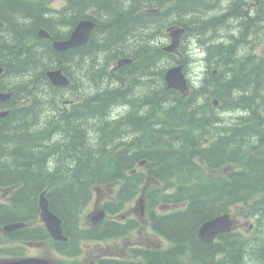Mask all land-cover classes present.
<instances>
[{"label": "trees", "instance_id": "1", "mask_svg": "<svg viewBox=\"0 0 264 264\" xmlns=\"http://www.w3.org/2000/svg\"><path fill=\"white\" fill-rule=\"evenodd\" d=\"M124 1L130 0H67L50 15L41 7L24 10L15 0H0L5 24L0 29V90L14 92L9 115L0 120V186L13 188L8 204L0 205V226L36 222L38 197L46 190L49 209L68 237L66 243L50 242L59 254L77 256L80 242L122 238L135 228L133 222L113 221L84 227L93 187L121 182L113 201L105 204L113 215L144 184L150 227L169 246L132 249L131 262L100 264H264V58L240 57L244 38H230L225 46L209 44L205 58L212 68L182 98L163 79L172 56L148 35L141 42L134 32L128 35L134 12ZM144 1L148 8L158 6ZM193 1L187 15L194 14ZM87 9H96L101 19L97 16V30L85 47L57 53L51 41L35 37L42 27L53 40L65 39ZM183 16L177 12L174 24L205 30L221 20L193 23ZM256 20L263 17L258 14ZM123 57L132 64L110 72L111 63ZM56 66L70 78L68 89H55L47 81L46 71ZM212 98L219 101L217 109ZM61 100L73 102L64 108ZM230 113L235 119L225 120ZM122 147L129 152L117 154ZM140 160H145L143 170L128 175ZM48 166L54 169L44 171ZM219 169L226 170L217 174ZM232 211L252 219V229L219 236L211 245L198 240L202 222ZM26 232L15 234L49 240L41 225L30 232L35 236Z\"/></svg>", "mask_w": 264, "mask_h": 264}, {"label": "rangeland", "instance_id": "2", "mask_svg": "<svg viewBox=\"0 0 264 264\" xmlns=\"http://www.w3.org/2000/svg\"><path fill=\"white\" fill-rule=\"evenodd\" d=\"M221 6L220 8H217L214 13H206L207 16L210 15H219L223 12H225L228 0H221ZM48 6L53 9V10H59L63 5H64V0H47ZM125 6L128 5L129 2H123ZM262 7L264 8L263 3ZM240 22L238 19H233L230 18V20L224 25V27L219 28L216 30V33L218 35L217 42H223V43H228L230 42V37L231 35H235L238 33L239 29L237 28V24ZM148 30H139L137 29L134 32L135 36H142V35H150L154 32V27L153 26H147ZM57 30H62V28H57ZM134 30V29H133ZM102 38V37H101ZM259 41L261 44L257 45L254 49L255 55L258 57L264 56V34L260 33L258 35ZM132 42H128V44ZM186 47H191L192 46V41H187ZM197 67H201L202 71V56L200 58H197V60L191 64V67L189 70H196ZM188 70V71H189ZM156 86V85H155ZM137 89V88H136ZM135 93L137 94H142V91L138 88L135 90ZM234 114H230V116H233ZM226 116H228L226 114ZM87 141L89 142V137H85ZM44 171H50L49 166L44 169ZM114 191L112 187L109 188H100L99 192L94 193L91 202L89 203L84 215L83 219H86L87 214H89L95 207V205L98 203L103 204L105 201L111 199L113 196ZM138 198V196L135 198V200ZM135 200H133L130 204L126 206V208L123 210V214H125V219H135L141 222L142 226L139 228V230L135 231L132 236L129 238L128 242L129 244H134V245H139L141 247H165L167 245V242L164 239H161L157 236H155L152 232L151 229L149 228L148 224H146L144 221L139 220V217L137 215V212L134 210L135 209ZM85 223L88 224L87 220H84ZM38 223V222H37ZM240 231L243 232V228L239 227ZM2 238V237H1ZM3 239V238H2ZM0 241L3 242V240L0 239ZM127 239L122 238L119 240H114L108 239L105 241H98V242H88V243H83L81 244V250L82 253L81 255L77 258L78 262H81L83 264H92L96 258L103 257V255L106 254L107 256H119L121 255L123 258H126L127 254L119 252L122 251V247L124 249V244L126 243ZM8 247L12 246L10 244H5ZM54 251L50 248V244L47 241H44L41 244H37V246L30 247L27 249L26 254L28 257H37V258H45L48 260H52L55 262V264L63 263L67 261L68 259H65L63 257L57 256L53 253Z\"/></svg>", "mask_w": 264, "mask_h": 264}, {"label": "water", "instance_id": "3", "mask_svg": "<svg viewBox=\"0 0 264 264\" xmlns=\"http://www.w3.org/2000/svg\"><path fill=\"white\" fill-rule=\"evenodd\" d=\"M2 24L0 23V27ZM94 24L91 21L83 20L80 21L74 30L72 31L69 38L65 41H54L53 48L57 52H64L66 50L76 48L86 44L89 39L91 30ZM182 31H175L172 33V44L165 48L166 51H174L179 44V34ZM39 38L49 39V35L44 31L40 30L37 34ZM128 60H121L118 62V67L128 64ZM182 66L173 67L168 70L165 74V81L168 88L179 90L184 92L186 90L185 79L181 72ZM2 70L0 69V74ZM46 78L53 87H67L70 82L67 77L62 73V69L51 70L46 73ZM11 97V94H0V101L4 102ZM5 116L6 112L0 114ZM140 208L142 207V201H139ZM38 206L40 209V219L44 223V226L49 233L50 237L54 241H66L65 236L62 233L61 220L48 209V202L42 193L39 197ZM103 213L99 212L96 216H91L90 221L93 224L98 223L102 220ZM232 221L228 215H223L212 220L203 223L198 231L199 238L207 243H212L217 235L228 233L232 229ZM23 227L22 224H10L4 227V231L10 232L14 229ZM5 264H48L46 260L42 259H24L14 262H6Z\"/></svg>", "mask_w": 264, "mask_h": 264}, {"label": "flooded vegetation", "instance_id": "4", "mask_svg": "<svg viewBox=\"0 0 264 264\" xmlns=\"http://www.w3.org/2000/svg\"><path fill=\"white\" fill-rule=\"evenodd\" d=\"M15 1H18V0H15ZM101 12V11H100ZM105 20V19H104ZM128 22H130V23H128ZM127 22V33H128V35L131 33V31H136L137 29H143V27L142 26H145L144 25V23L142 22V21H140L139 19H137V20H135V18L134 19H130V21H128ZM136 24V23H138V24H141V26L139 25L138 27L139 28H137V29H135V27H134V25L133 26H131L132 24ZM124 28V27H123ZM134 29V30H133ZM139 37V36H138ZM61 161V163L62 162H64L63 160H60ZM6 191H4V190H0V200H1V198H3V197H5V195H6ZM3 239H2V238ZM0 239L1 240H3V241H5L6 243H10L11 241L7 238V236L5 235V234H3L2 232H1V230H0ZM2 244V241H0V245Z\"/></svg>", "mask_w": 264, "mask_h": 264}, {"label": "bare ground", "instance_id": "5", "mask_svg": "<svg viewBox=\"0 0 264 264\" xmlns=\"http://www.w3.org/2000/svg\"><path fill=\"white\" fill-rule=\"evenodd\" d=\"M0 69H1L2 71H4V68H3V67H1V66H0Z\"/></svg>", "mask_w": 264, "mask_h": 264}]
</instances>
